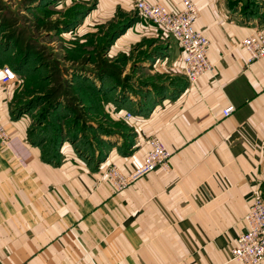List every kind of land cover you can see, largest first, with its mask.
<instances>
[{
    "label": "crops",
    "instance_id": "obj_1",
    "mask_svg": "<svg viewBox=\"0 0 264 264\" xmlns=\"http://www.w3.org/2000/svg\"><path fill=\"white\" fill-rule=\"evenodd\" d=\"M100 1L110 14L134 2ZM194 2L213 73L188 81L177 40L138 15L129 35H119L159 42L146 28L161 29L164 49L131 61L140 78L116 84L105 105L113 136L99 131L89 160L62 140L46 155L47 137H36L20 107L13 112L12 88L0 87V123L10 137L0 143V264H241L228 252L247 229L254 196L264 197V57L247 65L241 41L256 22L264 28V0L254 1L253 14L240 1ZM149 136L170 152V169L116 190L103 169L139 166Z\"/></svg>",
    "mask_w": 264,
    "mask_h": 264
},
{
    "label": "rangeland",
    "instance_id": "obj_2",
    "mask_svg": "<svg viewBox=\"0 0 264 264\" xmlns=\"http://www.w3.org/2000/svg\"><path fill=\"white\" fill-rule=\"evenodd\" d=\"M237 1L255 12V0H229ZM139 20L134 2L128 10L110 14L100 0H0V66L11 67L18 80L8 86L14 100L11 107L13 112L28 107L23 111L28 125L33 123L36 137L42 133L47 137L46 155L54 156L62 140L68 150L87 160L97 146L99 131L111 139L113 111L105 109L108 97L97 91L108 93L106 83L137 81L140 76L132 71L131 61L146 52L161 54L162 41L167 39L161 29L151 27L146 28L148 34L162 36V41L143 37L131 42L142 36L116 35L124 25L129 35ZM24 60L27 64L21 67ZM86 77L91 89L82 88Z\"/></svg>",
    "mask_w": 264,
    "mask_h": 264
},
{
    "label": "built area",
    "instance_id": "obj_3",
    "mask_svg": "<svg viewBox=\"0 0 264 264\" xmlns=\"http://www.w3.org/2000/svg\"><path fill=\"white\" fill-rule=\"evenodd\" d=\"M181 7L177 11H168L160 2L149 3L135 0L134 8L138 15L148 19L156 26L170 33L178 42L181 49L182 71L186 79L195 82L204 75L212 74L213 63L208 57V38L195 29L194 22L199 16V10L194 0H179ZM248 53L247 65L264 57V28L256 22L253 30L241 41ZM17 76L13 70L3 65L0 67V87L6 89L16 83ZM231 108L222 110L223 116H229ZM130 113L126 112L125 117ZM10 137L0 123V143L7 145ZM148 151L139 166L127 174H123L115 165H107L102 175L106 177L116 190L124 189L129 183L152 171L161 168L170 169V152L161 141L149 136L145 138ZM247 229L239 233L236 242L228 254L230 258L241 264H264V197L254 196L248 212L244 217Z\"/></svg>",
    "mask_w": 264,
    "mask_h": 264
},
{
    "label": "trees",
    "instance_id": "obj_4",
    "mask_svg": "<svg viewBox=\"0 0 264 264\" xmlns=\"http://www.w3.org/2000/svg\"><path fill=\"white\" fill-rule=\"evenodd\" d=\"M137 12V11H136ZM126 27H128V25H124L123 27L122 26H120V29H118V30H116V35H119V34H121L125 29H126ZM116 37V36H115ZM25 64H27V62L24 60V61H22V63H21V67H24L25 66ZM1 67V66H0ZM11 68V67H10ZM12 69V68H11ZM13 70V69H12ZM14 71V70H13ZM17 71H19V72H21V74H22V76L24 77V78H26L27 77V74H25V73H23V71H20L19 69L17 70ZM29 74H32V73H29ZM84 79V78H83ZM96 79H99L98 77L96 78ZM91 83H90V81H89V78H85L84 79V82L82 83V88H85V89H91V85H90ZM107 85H109L110 87H108V93L109 92H111L112 90H113V92H114V88H115V85H112V84H110V83H106ZM93 85V84H92ZM100 87H102V85L100 86ZM111 89V90H110ZM97 93L98 94H100V95H102V96H104L105 95V97H108V100H112L111 98V96H112V94L113 93H110V94H108V93H103L101 90H99V91H97ZM22 108H24V106L23 107H20V109L21 110H25L26 108H28V107H26L25 109H22ZM19 109V108H18ZM17 112H18V110H17ZM42 134H45V133H42ZM46 136V135H45ZM60 143V141H58V143H57V145Z\"/></svg>",
    "mask_w": 264,
    "mask_h": 264
}]
</instances>
